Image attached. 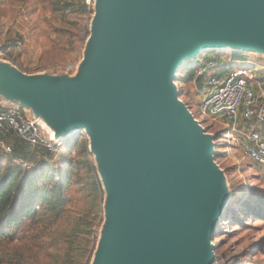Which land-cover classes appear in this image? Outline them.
<instances>
[{"label": "water", "instance_id": "obj_1", "mask_svg": "<svg viewBox=\"0 0 264 264\" xmlns=\"http://www.w3.org/2000/svg\"><path fill=\"white\" fill-rule=\"evenodd\" d=\"M92 11L73 76L0 61V101L53 141L84 133L106 195L90 264H215L231 197L175 77L207 51L264 57V0H93Z\"/></svg>", "mask_w": 264, "mask_h": 264}, {"label": "rangeland", "instance_id": "obj_2", "mask_svg": "<svg viewBox=\"0 0 264 264\" xmlns=\"http://www.w3.org/2000/svg\"><path fill=\"white\" fill-rule=\"evenodd\" d=\"M53 4L51 0L0 1V61L5 62L7 67L15 68L29 76H36L42 72L59 75L66 73L64 70L68 66L75 67L74 69L79 66L90 35L93 5L90 8L86 6L88 13H80L82 5L79 1H63L64 6H70L64 11H57ZM18 43L22 45L21 50L17 49ZM241 58L253 61L246 60L248 63L243 64L234 62ZM257 58L261 57L253 53L234 55L233 51L228 49L207 51L195 60L183 64L175 77L179 100L186 103L205 132L214 138L216 156L219 155L218 158L215 157V162L225 175L231 197L224 217L218 224L215 239L213 238L215 264H264V221L255 213L247 212L246 206L247 203L258 206L262 214L264 213V170L248 162L240 135H233L235 142H232L231 138L226 137V126L214 124L201 117V97L198 96L196 78L201 77L200 71L204 68L206 79L215 74L208 69L212 64L227 62L230 67L233 65L234 69L243 66L254 69L255 63L264 64L263 58L258 59V62ZM75 72H68L67 75L73 76ZM80 139H84L88 144L86 138ZM3 144L0 141V149ZM68 148L69 146L65 145L58 155L47 163H59L62 157L67 156ZM89 155L95 168V158L90 153ZM24 167L30 169L31 166ZM95 172L97 175L96 168ZM79 175V184L73 186L69 195L71 204L67 207L65 218L62 223L55 225V228L60 227L59 230L49 236L51 231L43 228V239L40 241V236H37L35 231L26 228L25 235H19V240L14 239L1 247L3 252L19 254L29 263L24 261L4 264H61L67 252L63 240L67 236L66 232L77 224L79 217L85 212H97V221L92 229L94 246L89 262L84 251L87 240L83 235L76 239L80 251H69V255L72 254L75 260L73 264H90L104 221L103 203L106 195L99 179L101 190L98 191L97 198L95 192L85 188L84 171ZM33 229L38 230V225H33ZM54 239L57 240L56 243L53 242ZM259 244H262V247L253 249Z\"/></svg>", "mask_w": 264, "mask_h": 264}, {"label": "trees", "instance_id": "obj_3", "mask_svg": "<svg viewBox=\"0 0 264 264\" xmlns=\"http://www.w3.org/2000/svg\"><path fill=\"white\" fill-rule=\"evenodd\" d=\"M51 1L57 11L70 8V6H64L63 1L67 3L71 0ZM73 1H79L82 5L80 13H88L85 0ZM200 76L196 78L198 90L205 85V80H207L205 74ZM0 141L9 144L12 149L10 154L0 149V264L23 263L27 262L24 257L16 253L3 252L1 246L9 244L14 239L19 240V235H25L26 228L35 231L36 235L40 236V241L43 239L41 237L43 228L51 231L49 236L57 232L60 227L55 228V225L62 223L65 218L67 207L71 204L69 198L71 189L75 184H79L81 171H84L86 190L95 192L97 198L101 186L88 152V144L84 139L77 138L68 142L67 156L62 157L55 165L47 163L52 159L51 154L44 149L29 146L12 132L6 133L0 130ZM218 157L219 155L216 156ZM24 165L31 166L30 169L34 170L26 169ZM246 206L247 212L255 213L264 221V213L262 214L258 206L254 207L248 203ZM97 214V212H85L79 217L77 224L66 232L67 236L63 240L67 252L61 264L74 263V257L72 254L69 255V251L74 253L80 251L76 239L81 235L87 240L84 251L89 262L95 239L92 238V229L97 221ZM35 224L38 225V230L33 229ZM53 242L56 243L57 240L54 239ZM260 247L262 244L253 249Z\"/></svg>", "mask_w": 264, "mask_h": 264}, {"label": "built area", "instance_id": "obj_4", "mask_svg": "<svg viewBox=\"0 0 264 264\" xmlns=\"http://www.w3.org/2000/svg\"><path fill=\"white\" fill-rule=\"evenodd\" d=\"M85 5L90 8L93 0H85ZM21 48L18 43L17 49ZM212 65L208 69L217 71L208 76L202 87L199 113L205 120L226 126V137L232 142H235L233 135H240L248 162L264 170V78L247 68H230L227 62ZM74 68L68 66L64 71L74 72ZM205 72L206 69L200 71L201 75ZM240 123L249 125L239 127ZM0 130L12 132L33 148L44 149L52 158L68 142L85 138L81 132L69 141H53L40 123L28 119L18 108H6L0 112ZM2 149L6 154L12 152L9 145L3 144Z\"/></svg>", "mask_w": 264, "mask_h": 264}, {"label": "crops", "instance_id": "obj_5", "mask_svg": "<svg viewBox=\"0 0 264 264\" xmlns=\"http://www.w3.org/2000/svg\"><path fill=\"white\" fill-rule=\"evenodd\" d=\"M237 53V55H240V54H242V55H244V54H250V53H240V52H236ZM259 57H261V58H257V62H258V59H264V57H262V56H259ZM239 60H242V61H239ZM246 60H252V59H249V58H241V59H238V60H236V61H234L236 64L238 63V62H240L241 64H243V63H248ZM253 61V60H252ZM232 63V62H231ZM217 65V64H216ZM212 66H214V65H212ZM230 68H234L233 67V65L230 67ZM240 68H247V69H250V68H248V67H245V66H243V67H240ZM204 69H206V68H204ZM251 71H256V74H258V76H260V77H262V78H264V64H261V62H259V64H257V63H255V67H254V69H250ZM212 71H214V72H216L217 70L216 69H214V70H212ZM201 90H203L202 88L201 89H199L198 90V92H199V95L198 96H200L201 97ZM201 100V99H200ZM6 108H8L6 105H5V103H3L2 101H0V112L1 111H3V110H5ZM19 109V108H18ZM20 111H22L23 113H24V115H25V111L24 110H21L20 109ZM247 125H249V123H240L239 124V127H245V126H247ZM5 144V143H4ZM5 145H9V144H5ZM10 146V145H9ZM256 168H258V167H256Z\"/></svg>", "mask_w": 264, "mask_h": 264}]
</instances>
